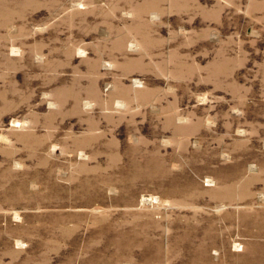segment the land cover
<instances>
[{"label": "rangeland", "instance_id": "rangeland-1", "mask_svg": "<svg viewBox=\"0 0 264 264\" xmlns=\"http://www.w3.org/2000/svg\"><path fill=\"white\" fill-rule=\"evenodd\" d=\"M0 264H264V0H0Z\"/></svg>", "mask_w": 264, "mask_h": 264}]
</instances>
